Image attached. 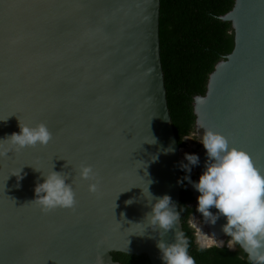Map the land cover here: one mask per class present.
Here are the masks:
<instances>
[{
	"label": "water",
	"instance_id": "obj_1",
	"mask_svg": "<svg viewBox=\"0 0 264 264\" xmlns=\"http://www.w3.org/2000/svg\"><path fill=\"white\" fill-rule=\"evenodd\" d=\"M160 7L161 0H0V139L20 123H45L52 133L47 146L0 155V264H122L112 251L145 252L164 264L157 242H175V231L161 237L148 227L145 196L151 180L153 196L170 195L179 211L184 148L168 106ZM221 18L232 23L234 48L195 97L196 127L223 133L264 170V0H235ZM170 145L174 153L165 152ZM206 160L205 150L203 170ZM82 163L98 173L96 194L79 178ZM52 169L72 182L75 209L43 213L33 202L41 171ZM198 223L226 244L224 216Z\"/></svg>",
	"mask_w": 264,
	"mask_h": 264
},
{
	"label": "clouds",
	"instance_id": "obj_2",
	"mask_svg": "<svg viewBox=\"0 0 264 264\" xmlns=\"http://www.w3.org/2000/svg\"><path fill=\"white\" fill-rule=\"evenodd\" d=\"M197 123L199 130L204 129L203 134L200 131L193 132L185 139H194L193 137L199 135L196 140L206 149L205 169L198 181H192L190 175H187L178 183L183 184L186 179L199 192L196 211L202 214L206 222L215 225L220 216L226 218L222 231L230 237L226 242L229 249L239 246L246 253L249 264H264V170L254 164L248 152L230 144L229 138L223 133ZM19 127V132L0 139V155L37 145L47 146L52 140V133L45 123L36 126L20 123ZM5 141L11 147L5 149ZM174 143L173 141L172 144ZM165 152L174 153L175 148L170 145ZM185 160L187 163L182 162L180 166L189 174L192 167L200 163V157L195 153H185ZM53 169L47 174L41 171L43 182L36 184L33 202L43 213L58 207L75 209L77 201L72 182L67 183L68 177ZM21 172L22 170L18 176L13 175L20 180L23 178ZM78 175L81 180L89 181L90 193L99 192V176L91 164L82 163ZM148 181L147 192L150 198L144 195L145 190L142 189L151 205V211L145 218L148 227L158 230L161 237L170 230L175 231V242L168 243L163 239L157 242L162 261L164 264H196L195 258L189 252V238L184 230L177 228L183 209L177 211V205L170 195L154 197L149 190L152 181ZM126 203L131 204L133 201ZM213 206L218 212L211 211ZM188 224L193 229L197 251L224 247L225 241L218 239L215 233L204 232L193 215ZM243 258L242 256L241 259Z\"/></svg>",
	"mask_w": 264,
	"mask_h": 264
},
{
	"label": "trees",
	"instance_id": "obj_3",
	"mask_svg": "<svg viewBox=\"0 0 264 264\" xmlns=\"http://www.w3.org/2000/svg\"><path fill=\"white\" fill-rule=\"evenodd\" d=\"M234 4L235 0H161V62L170 115L181 147L186 145L184 136L192 133L196 126L195 97L206 94L209 76L216 64L234 48L232 23L221 18ZM187 175L182 170V178ZM186 183L185 179L179 211L183 209L182 226L196 264H249L239 246L229 249L226 243L223 248L197 251L193 229L188 224L197 211L196 206L191 205L194 197ZM111 253L113 259L122 264H151L145 252Z\"/></svg>",
	"mask_w": 264,
	"mask_h": 264
},
{
	"label": "flooded vegetation",
	"instance_id": "obj_4",
	"mask_svg": "<svg viewBox=\"0 0 264 264\" xmlns=\"http://www.w3.org/2000/svg\"><path fill=\"white\" fill-rule=\"evenodd\" d=\"M198 131H200V134L202 135L203 132H204V129L202 128V129L198 130L197 127L195 126V129H194L193 132H198ZM192 133H190L189 135L184 136V138H183L184 141L186 142V145L183 147L184 148V152L185 153L198 154L199 157H200V160H202L203 154H204L206 149L204 148L202 143H200L198 140H196V139H199V135L193 137L194 139H185V138L191 136ZM183 156H184L183 157V161H186L185 160V154ZM202 168H203V166H202L201 161H200V163L198 165L192 167L191 173L190 174L188 173V175H190L192 181H198L199 180L200 175L204 171ZM186 184H187V187L191 190L190 186L192 184L189 183L188 180H187ZM192 194H193V191H192ZM193 197H194V199L191 202V205L197 207V198L194 196V194H193ZM193 216L197 218V222H199L200 219L202 218V214L199 213V212L193 214ZM229 239H230V237H229Z\"/></svg>",
	"mask_w": 264,
	"mask_h": 264
},
{
	"label": "rangeland",
	"instance_id": "obj_5",
	"mask_svg": "<svg viewBox=\"0 0 264 264\" xmlns=\"http://www.w3.org/2000/svg\"><path fill=\"white\" fill-rule=\"evenodd\" d=\"M185 154V152H183V155ZM195 219L197 220V218L195 217ZM198 223V222H197Z\"/></svg>",
	"mask_w": 264,
	"mask_h": 264
}]
</instances>
